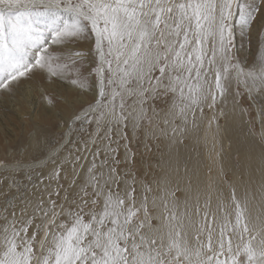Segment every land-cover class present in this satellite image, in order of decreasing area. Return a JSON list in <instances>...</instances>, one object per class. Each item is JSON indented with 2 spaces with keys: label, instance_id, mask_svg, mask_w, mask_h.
I'll return each instance as SVG.
<instances>
[{
  "label": "snow or ice",
  "instance_id": "obj_1",
  "mask_svg": "<svg viewBox=\"0 0 264 264\" xmlns=\"http://www.w3.org/2000/svg\"><path fill=\"white\" fill-rule=\"evenodd\" d=\"M0 107V264H264V0H0Z\"/></svg>",
  "mask_w": 264,
  "mask_h": 264
},
{
  "label": "rangeland",
  "instance_id": "obj_2",
  "mask_svg": "<svg viewBox=\"0 0 264 264\" xmlns=\"http://www.w3.org/2000/svg\"><path fill=\"white\" fill-rule=\"evenodd\" d=\"M245 41L246 42L243 43V48L247 50L251 46L247 40ZM59 87L63 90V86ZM41 90L42 89L38 85L34 84L32 86L34 103L30 106H26L23 112H31L40 107ZM30 131V125L25 127L21 123L18 110L0 107V157L4 155L5 148H7L11 154V151L16 148V146L23 145ZM21 151H23V149H21Z\"/></svg>",
  "mask_w": 264,
  "mask_h": 264
},
{
  "label": "bare ground",
  "instance_id": "obj_3",
  "mask_svg": "<svg viewBox=\"0 0 264 264\" xmlns=\"http://www.w3.org/2000/svg\"><path fill=\"white\" fill-rule=\"evenodd\" d=\"M245 40H247L246 37L243 38V39L238 40V42H237V45H238V48H239L238 55H240L242 58L248 57L250 55L251 47H249L247 50H244V48H243V43L246 42ZM247 46H249V45H247Z\"/></svg>",
  "mask_w": 264,
  "mask_h": 264
}]
</instances>
